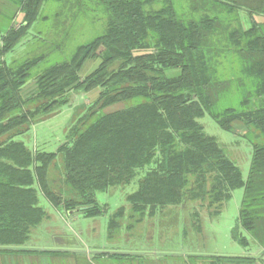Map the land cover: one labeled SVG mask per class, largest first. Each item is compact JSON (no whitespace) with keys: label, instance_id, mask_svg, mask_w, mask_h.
Instances as JSON below:
<instances>
[{"label":"trees","instance_id":"obj_1","mask_svg":"<svg viewBox=\"0 0 264 264\" xmlns=\"http://www.w3.org/2000/svg\"><path fill=\"white\" fill-rule=\"evenodd\" d=\"M47 1L0 0V11L11 3L17 19L0 31V264L10 257L60 254L29 246L46 218L39 196L53 209L96 217L105 213L96 193L128 187L137 178L136 190L126 196L136 224L186 202L216 212L241 189L238 225L264 249V22L251 20L248 29L229 31L222 48L214 45L221 26L216 18H179L172 0H59L70 6L63 27L77 18L80 7L95 4L103 33L45 69L39 65L50 57L43 53L8 62ZM218 4L264 18V0ZM58 12L56 19L62 18ZM225 57L241 60L239 76L224 79L220 61ZM96 59L95 70L81 78L85 62ZM93 92V103L74 110L56 153L16 140L68 105L72 95ZM231 94L239 97L237 105L219 110V102ZM116 104L123 108L103 112ZM205 114L225 132H233L235 122L250 129L243 135L251 143L246 179L215 137L205 134L199 123ZM58 156L60 190L49 179ZM124 212L123 206L116 210L109 230L120 227L117 219ZM193 218L198 226L197 211ZM233 236L248 245L246 237Z\"/></svg>","mask_w":264,"mask_h":264},{"label":"rangeland","instance_id":"obj_2","mask_svg":"<svg viewBox=\"0 0 264 264\" xmlns=\"http://www.w3.org/2000/svg\"><path fill=\"white\" fill-rule=\"evenodd\" d=\"M220 1L172 0V4L179 18H216L217 23L221 24L214 39L216 47L224 48L227 45L225 35L229 31L248 29L251 20L264 22L261 15L249 14L244 9L228 10L229 8L218 4ZM65 2L48 0L43 5L38 21L30 28L23 44L6 57L8 62L13 59L23 60L26 54L32 52L43 53L50 57L39 65L40 69H45L56 59L66 60L77 47L103 33L104 19L96 10L95 4L87 3L84 8L80 7L77 18L72 22L68 21L66 27H63L60 22L71 14L67 12L70 6L66 4V7ZM57 12L62 18L56 19ZM13 13L14 7L11 3L0 11L1 32L7 31L11 23L17 22L16 18H12ZM98 63L99 59L86 61L80 77L92 73ZM220 65L222 76L228 79L230 75L239 76L242 62L239 58L232 57L228 60L225 57L221 59ZM95 97L96 92L72 95L68 105L54 116L32 126L26 135L17 137L16 140L40 152L56 153L65 143L74 110L85 103H93ZM238 102L239 97L235 94L226 95L217 108L221 110L229 105L235 106ZM121 108L122 104H116L103 112L112 113ZM199 123L202 124L206 135L215 137L229 158L238 166L241 176L246 179L250 167L251 143L243 135L250 132V129L242 122H235L232 124L233 132H225L207 114ZM61 169L62 159L58 156L49 169V179L54 180L53 185L58 190L63 186L59 181ZM137 179L128 187L96 193L97 204L105 208V213L96 217L72 216L59 209H53L46 199L39 196V206L45 211L46 218L43 224L32 232L29 246L39 251L62 249L69 253L76 252L72 258H77L79 263L84 264H233L231 259L245 257L257 258V261L245 260L237 264H264V249L257 248L251 235L238 225L237 219L243 198L241 189L231 192L229 201L216 212L214 208L208 210L199 202H186L181 208L166 209L158 212L155 217H145L136 224L129 218L131 212L128 211L126 196L136 190ZM121 206L125 208V212L122 218L117 219L120 227L111 231L109 220ZM195 211L199 213L198 226L193 224ZM130 223L133 227L129 229ZM233 234L246 237L248 245L244 247L239 244Z\"/></svg>","mask_w":264,"mask_h":264},{"label":"crops","instance_id":"obj_3","mask_svg":"<svg viewBox=\"0 0 264 264\" xmlns=\"http://www.w3.org/2000/svg\"><path fill=\"white\" fill-rule=\"evenodd\" d=\"M56 251V250H52ZM60 254L57 256H17L6 259L5 264H84L79 263L77 258H72L74 253H69L66 250H57ZM53 261V262H52ZM87 264V263H85Z\"/></svg>","mask_w":264,"mask_h":264}]
</instances>
